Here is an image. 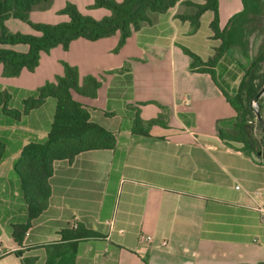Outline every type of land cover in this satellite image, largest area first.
Here are the masks:
<instances>
[{"label":"crops","instance_id":"crops-1","mask_svg":"<svg viewBox=\"0 0 264 264\" xmlns=\"http://www.w3.org/2000/svg\"><path fill=\"white\" fill-rule=\"evenodd\" d=\"M186 1L204 2L180 0L165 14L153 13L120 48L117 32L57 45L41 53L34 70L23 68L15 76L3 75L0 64V90H10L16 107L63 75L65 63L78 68L80 84L95 77L96 95L73 96L117 138L114 148L55 160L47 205L29 218L14 163L32 138L47 136L55 101L47 99L19 125L0 126L11 130L0 161V264H264V222L256 208L264 202V161L219 135L236 110L211 74L190 69L183 49L204 60L213 55L219 44L211 38L214 12L205 11L192 33L190 22L178 17L189 9ZM68 3L97 20L111 14L94 6L95 0H53L34 8L30 20L68 22ZM218 4L222 28L244 7L243 0ZM5 25L13 33L41 34L18 18ZM202 26L208 30L199 45L190 37ZM133 114L160 121L139 133L132 129ZM147 234L151 241L142 238Z\"/></svg>","mask_w":264,"mask_h":264},{"label":"trees","instance_id":"trees-1","mask_svg":"<svg viewBox=\"0 0 264 264\" xmlns=\"http://www.w3.org/2000/svg\"><path fill=\"white\" fill-rule=\"evenodd\" d=\"M53 0H0V64L3 75L15 76L23 68L34 70L39 64L42 52L62 45L67 48L77 38L97 40L120 33V48L134 30L152 21L153 13L165 14L180 0H95L94 6L106 7L111 14L100 20L83 15L77 7L68 3L63 12L69 21L49 24L34 23L30 12L39 6H47ZM189 8L178 17L188 20L191 32H196L201 24V16L207 11L214 12L210 22L212 38L219 40L214 46L213 55L204 60L200 55L184 47L190 55V69L207 72L221 89L227 100L236 110V116L225 128L219 127V135L227 144L237 146L247 154L257 156L264 161V130L257 113L252 107L255 96L264 86L262 61L264 51L249 66L236 62L231 50L234 46L248 48L249 34L262 24L264 0H243L244 7L234 14L227 27L222 28L219 20L218 0H204L202 3L185 2ZM18 18L28 22L40 35L13 33L8 30L5 21ZM28 44L27 52H20L5 45ZM100 82L93 76H87L80 84L78 68L65 63V73L54 81H48L22 98L20 107L10 104L11 94L8 88L0 90V126L19 125L21 119L32 109L47 99L55 101L52 124L43 139L32 138L22 147L21 154L14 163V171L20 181V189L28 204V216H37L47 205L50 195V177L55 160L73 159L80 152L90 149L114 148L117 138L114 132L91 119L90 107L76 100L73 91L94 96ZM262 113L264 99H259ZM160 119L144 121L133 114V131L147 134L152 125ZM11 130L0 129V161L6 153L5 135ZM15 130L14 133H19ZM34 136V135H32Z\"/></svg>","mask_w":264,"mask_h":264},{"label":"rangeland","instance_id":"rangeland-1","mask_svg":"<svg viewBox=\"0 0 264 264\" xmlns=\"http://www.w3.org/2000/svg\"><path fill=\"white\" fill-rule=\"evenodd\" d=\"M207 30H208L207 26L206 27L202 26L199 34H197L196 36H191V37L189 36V37L191 38L192 41H196L197 44L201 45L203 39H205V36L203 33H205V31ZM248 38H249V41H248L247 49H243L241 46H234L232 47V50H231V55L233 59L236 62L241 63L246 67L249 66L251 62L258 56L260 50L264 51V17H263L261 26L257 28L256 30H252ZM261 73H262V76L264 77V60L262 61ZM260 99H264V94L263 96H261ZM252 107L254 108L255 111L256 109H259V102L254 103V100H253Z\"/></svg>","mask_w":264,"mask_h":264},{"label":"built area","instance_id":"built-area-1","mask_svg":"<svg viewBox=\"0 0 264 264\" xmlns=\"http://www.w3.org/2000/svg\"><path fill=\"white\" fill-rule=\"evenodd\" d=\"M255 103V102H254ZM256 193H259V190L256 191ZM257 210L260 212L261 215V219L264 222V202L263 203H259L257 205ZM142 238L146 241H151L152 240V236L147 234V235H142ZM163 244H166V241L162 242Z\"/></svg>","mask_w":264,"mask_h":264},{"label":"water","instance_id":"water-1","mask_svg":"<svg viewBox=\"0 0 264 264\" xmlns=\"http://www.w3.org/2000/svg\"><path fill=\"white\" fill-rule=\"evenodd\" d=\"M263 94H264V86L258 92V94L255 96L254 102H258V100L261 98V96H263ZM256 113H257V117H258L259 121L262 123V127H263V130H264V118H263V115H262V113H261V111L259 109H256Z\"/></svg>","mask_w":264,"mask_h":264}]
</instances>
